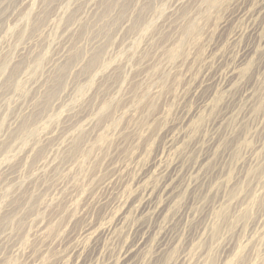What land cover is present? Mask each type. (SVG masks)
Masks as SVG:
<instances>
[{
  "label": "rangeland",
  "instance_id": "obj_1",
  "mask_svg": "<svg viewBox=\"0 0 264 264\" xmlns=\"http://www.w3.org/2000/svg\"><path fill=\"white\" fill-rule=\"evenodd\" d=\"M262 56L264 0H0V264H264Z\"/></svg>",
  "mask_w": 264,
  "mask_h": 264
},
{
  "label": "bare ground",
  "instance_id": "obj_2",
  "mask_svg": "<svg viewBox=\"0 0 264 264\" xmlns=\"http://www.w3.org/2000/svg\"><path fill=\"white\" fill-rule=\"evenodd\" d=\"M242 1V0H241ZM230 4H233V2L232 3H230ZM189 62V61H188ZM173 68H174V66H173ZM262 69H264V56H262L261 57V59H260V62L255 66V67H253L252 68V70L248 73V75H247V78H246V80L247 81H243V84L244 85H249L250 86V84L252 83V84H257L259 81H258V79L256 78V76H257V74H259L260 73V71L262 70ZM231 78V77H230ZM134 79V78H133ZM245 82V83H244ZM123 104V103H122ZM126 105H127V103H126ZM214 129V128H213ZM82 147V146H81ZM118 150H119V148H118ZM221 154V153H220ZM225 154L226 153H224L223 154V159H224V156H225ZM116 155V154H115ZM227 156H225V158H226ZM116 158V157H115ZM110 159V158H109ZM70 160V159H69ZM222 161V160H221ZM108 162V161H107ZM113 162L111 161V162H109V164L108 165H111ZM110 167V166H109ZM179 168V167H178ZM105 169V168H104ZM174 170L175 171H177V173L176 174H179L180 173V171L177 169V166L174 168ZM213 173V172H212ZM65 186V185H64ZM159 191H161V190H159ZM175 191H177L176 190V187L174 188V187H172V189H170V190H166L165 191V193L164 194H166L167 196H169L168 198H167V200H166V202H161V203H157V205L155 206V210H154V212H153V215H154V217L157 219V218H160L162 215H163V213H164V211H165V208H166V205H167V202L169 201V200H171L172 198H173V196H171V195H173L174 194V192ZM145 193H147V196H148V200H147V202H144L145 203V205H143V203H141V205L137 208V209H135V213H141L142 214V212L144 211V210H146L147 208H150L151 207V205H153L152 204V202H155V201H152V200H154L155 199V196L157 195L156 194V192L153 190V191H146ZM141 194V193H140ZM140 196V195H139ZM146 196V195H145ZM138 196L137 195H130L127 199H126V201L124 202V205H123V207H124V209L127 211V209H129V208H131L132 206H133V204L135 203V201H136V198H137ZM158 197V196H157ZM142 198V197H141ZM144 199V198H143ZM157 200V199H156ZM83 201V200H82ZM89 201V197H86V199H85V201H84V203H87ZM144 201V200H143ZM155 204V203H154ZM139 205V204H138ZM45 208V207H44ZM184 211V210H183ZM138 216V215H137ZM28 220V219H27ZM41 228V227H40ZM89 229V228H88ZM42 230V229H41ZM108 231V230H107ZM102 233H104V232H106V230H103V231H101ZM107 233V232H106ZM101 234V233H100ZM22 236H25V235H22ZM46 242H48L47 241V239H43V244L44 245H47L46 244ZM50 242V241H49ZM12 244V243H11ZM43 247V246H42ZM29 258V257H28Z\"/></svg>",
  "mask_w": 264,
  "mask_h": 264
}]
</instances>
